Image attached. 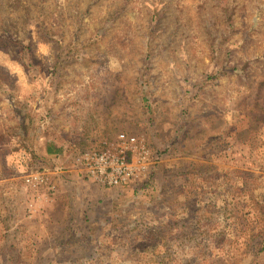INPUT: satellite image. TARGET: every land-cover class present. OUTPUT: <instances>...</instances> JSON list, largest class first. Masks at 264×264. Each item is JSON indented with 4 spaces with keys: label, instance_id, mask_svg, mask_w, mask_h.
I'll list each match as a JSON object with an SVG mask.
<instances>
[{
    "label": "rangeland",
    "instance_id": "obj_1",
    "mask_svg": "<svg viewBox=\"0 0 264 264\" xmlns=\"http://www.w3.org/2000/svg\"><path fill=\"white\" fill-rule=\"evenodd\" d=\"M28 112L38 146L48 127L85 138L75 157L122 132L143 140L152 165L125 187H101L121 200L106 205L113 221L103 213L105 247L95 236L88 251L52 257L37 241L43 220L28 219L44 191L22 176L38 167L18 166L12 181L28 190V218L14 189L5 208L20 218L7 229L27 227L0 264L6 254L14 264H264V248L254 250L264 238V0H0V164L5 153L29 160L18 123ZM172 207L185 251L167 260L159 242L121 239L123 229L133 237L162 224ZM197 211L210 213L211 229L193 230ZM6 231L0 219V249ZM30 243L42 245L39 256Z\"/></svg>",
    "mask_w": 264,
    "mask_h": 264
},
{
    "label": "trees",
    "instance_id": "obj_2",
    "mask_svg": "<svg viewBox=\"0 0 264 264\" xmlns=\"http://www.w3.org/2000/svg\"><path fill=\"white\" fill-rule=\"evenodd\" d=\"M36 119L37 115L35 116L33 114H30V112L23 114L21 113L18 116V123L22 126L23 130V134L20 136L21 141H19V146L21 147L25 155L29 154V160L25 162L23 159L20 160V162H14L9 160V157H7L9 156V154L5 153L2 156L0 165L3 166L4 172H9L10 174L15 171L18 173L20 170L18 166H25L26 170L32 166L38 168L46 166L51 170H54L56 172L55 177L60 181L65 182V184L70 183L71 181L75 182L76 185L72 190L69 187L70 189L67 191V198H65L64 194L59 196V199L60 197L64 198L63 204L65 206L61 208V210H64L65 212L64 216L59 219L57 218L55 220H49V223L47 224V227L50 228L49 234L46 235V237L38 238L37 241H39L40 243L46 242L45 248L49 244L52 246L58 245L59 250L62 252H76L74 248H81L83 250L86 249V251H88L89 248L94 243H96L95 239L93 241L92 238L97 236V230L99 231L100 229L102 223L101 219L103 217V215H100L101 213H99V211L97 210L99 204H94V202L99 200L103 203V199L100 195L97 196L93 194V192H90L91 194L81 196L79 200L76 199L74 201H71V198L73 199V197L77 194L78 189L82 188V192H85L84 189L86 188V190H88V188L84 187L83 185H86L87 182H93L89 180L82 172L74 170V152L78 148L82 147L83 144H85V138L74 135L70 137L65 134L62 138H60L52 128L48 127L45 130L44 145L38 146L36 144V138L38 137L36 133L38 132L39 124H37L38 122ZM38 134L40 135V132H38ZM172 172L173 170H170L169 173ZM180 172L181 174L189 173L187 172V170H182ZM129 184L123 185L121 187H125ZM21 186L20 182L18 181H10L0 185V219L7 230V238L5 239V241L9 242L8 244H4L5 247L2 246L3 248L0 249V255L4 251L6 252L7 250H13L15 241L18 240V236H20V232H24L25 228L27 227V224H25L23 220L21 222H18L15 228H11L10 230L7 229L11 224L15 223L18 218H20V216L17 215L16 210L5 208V206L8 205L10 195L13 194V197H15L14 191H17L16 198L18 199L16 201L15 208L19 206L22 207L23 215L24 217L26 216L25 205L30 197L28 198V190H23ZM56 191L57 190H55V193ZM86 192L88 193V191ZM165 203L171 204V202L168 201ZM167 209H169L168 206ZM174 210V207H172L168 219L164 220V222H161L162 224L154 227L151 226V228L150 226H148L149 228L146 227L143 230L139 229L135 233H133V237H125L123 231L125 229L121 230V239L126 240L129 245H141V243L146 245L151 243L153 244L154 242H159L161 244L163 257L165 256L167 260L170 259L173 254L177 255L179 251H185L187 247V244L184 243L186 238V232H184L185 224L180 222V219H182L181 214L179 212L177 213ZM201 216L204 218V223H200L199 221ZM189 217H192L191 220H194L195 222V228L193 230H198L199 225H204L208 230L211 229V224L213 222L209 221L211 219L210 213H200L199 211H197ZM173 220L175 222V225ZM208 232L209 231L204 234V237H206L205 235H211L210 232ZM257 236L260 239L259 236H264V234L260 235L258 232ZM48 239L50 240V242H48ZM260 243H262V247L259 250H257V247L255 246V244H253L255 246L254 250L260 251L262 250V248H264V238H262ZM37 244L38 242H36V245ZM192 245H195V243H193ZM35 247L36 250L34 252V255L37 254V256H39L42 245L40 244L39 247ZM6 257L7 259L4 260V264H14L17 259L16 256L14 257V255L12 254H6ZM40 262L41 260L38 259V263Z\"/></svg>",
    "mask_w": 264,
    "mask_h": 264
},
{
    "label": "built area",
    "instance_id": "obj_3",
    "mask_svg": "<svg viewBox=\"0 0 264 264\" xmlns=\"http://www.w3.org/2000/svg\"><path fill=\"white\" fill-rule=\"evenodd\" d=\"M149 155L143 140L121 132L100 147L80 151L74 159V164L76 170L100 187L115 188L129 184L146 173L152 165ZM52 172L47 168H38L23 174L25 187L36 193L39 190L44 191L43 195L34 196L36 201L51 198L55 193ZM33 204H28V212H31Z\"/></svg>",
    "mask_w": 264,
    "mask_h": 264
},
{
    "label": "crops",
    "instance_id": "obj_4",
    "mask_svg": "<svg viewBox=\"0 0 264 264\" xmlns=\"http://www.w3.org/2000/svg\"><path fill=\"white\" fill-rule=\"evenodd\" d=\"M51 171H53L52 172L53 174L51 175V179L53 180V183L56 186V190H57L56 193L51 198L38 200V202H37V204L35 206L36 207V209H35L36 212L33 214V216L29 217V218L25 216V219L26 218L32 219L34 222L35 221H39V220H43L42 221V223H43L42 224V228L40 230V234L42 233L41 236L42 235H48L49 231H50V228L47 227V226H44V223H49V220H51V219L55 220L57 218L58 219L62 218L64 216V214H65L64 210H61V208L64 207L65 205L63 204L64 202H62V200L59 199V196L64 194L65 198H67V191L70 188L72 190L74 188V186L76 185L75 182H72V181L70 183L65 184V182H62V181H60L59 179H57L55 177L56 172H54V170H51ZM12 179H13V176L9 172H5V173L2 174V176H0V185L12 181ZM87 183H86V185H83V186L87 187L88 190H86V188L84 190L88 191V194H91L93 192V194H95L97 196L100 195L102 197V199H103V205L102 206L105 207V208L102 210L100 215H103V213H104L106 219L108 218V219H111L113 221L114 219L110 215V212H108V207L106 205L111 203L112 200H113V204L114 203H119V202H121V200H118V199H116V198H114V197L109 195V193H111L113 189L105 190V189H102L98 184H96L94 182H92V183L89 182L88 184ZM81 189L82 188L78 189V191H77V187H76L77 196L79 198L81 196H83V193H84V192L81 193V191H82ZM89 190H91V191H89ZM102 206H101V208H102ZM54 208H56L55 209L56 211H53ZM57 211H58V213H55ZM103 211H106V212H103ZM54 213L57 214L56 218L53 217ZM259 215H262V214H259ZM259 215L256 216V219L259 220V221H260V219L264 220V217H262V216L260 217ZM102 218L103 219H101V222L105 219L104 216ZM34 219H37V220H34ZM39 224H41V222ZM102 232H103V227L100 228L99 231L97 230V239H98L97 243L100 245L98 247H105V246H103L105 242L103 240H101L100 238H98V235H101ZM33 233L34 232H32V234ZM259 234L260 235L264 234V230L261 229L259 231ZM48 242H50L49 239H48ZM30 245H31V243H30ZM32 246H33V248L36 249V247L34 245H31V247ZM58 250H59L58 245L57 246H52V245L49 244L45 248L44 252H46V251L48 252L49 251L50 252V257H52V255H55V252L58 251ZM66 252H68V251H66ZM48 261L51 262L52 260L50 259Z\"/></svg>",
    "mask_w": 264,
    "mask_h": 264
}]
</instances>
